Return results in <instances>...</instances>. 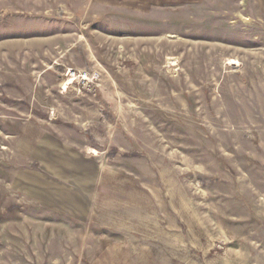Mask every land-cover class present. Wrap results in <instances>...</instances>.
I'll return each mask as SVG.
<instances>
[{
  "label": "rangeland",
  "instance_id": "1",
  "mask_svg": "<svg viewBox=\"0 0 264 264\" xmlns=\"http://www.w3.org/2000/svg\"><path fill=\"white\" fill-rule=\"evenodd\" d=\"M0 264H264V0H0Z\"/></svg>",
  "mask_w": 264,
  "mask_h": 264
},
{
  "label": "bare ground",
  "instance_id": "2",
  "mask_svg": "<svg viewBox=\"0 0 264 264\" xmlns=\"http://www.w3.org/2000/svg\"><path fill=\"white\" fill-rule=\"evenodd\" d=\"M173 66H174V64H173ZM72 76V75H71Z\"/></svg>",
  "mask_w": 264,
  "mask_h": 264
}]
</instances>
